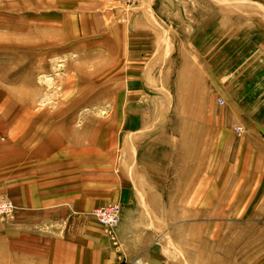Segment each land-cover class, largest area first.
Wrapping results in <instances>:
<instances>
[{"label": "rangeland", "instance_id": "1", "mask_svg": "<svg viewBox=\"0 0 264 264\" xmlns=\"http://www.w3.org/2000/svg\"><path fill=\"white\" fill-rule=\"evenodd\" d=\"M83 1L0 0V264H264V0ZM86 148L138 176L133 212L40 190Z\"/></svg>", "mask_w": 264, "mask_h": 264}, {"label": "crops", "instance_id": "2", "mask_svg": "<svg viewBox=\"0 0 264 264\" xmlns=\"http://www.w3.org/2000/svg\"><path fill=\"white\" fill-rule=\"evenodd\" d=\"M74 1H76V4L84 3L83 0H74ZM143 2L144 0L141 1V3ZM141 15L146 16L148 18L151 17V13L149 12L148 9H146V12L142 10ZM140 29H143V28L140 26ZM89 129L90 128H87V132L91 131V129L90 130ZM133 130L135 132H138L139 128H133ZM127 138L128 137L126 136V140H124L125 142L123 145V150L126 154V160H124L123 164L121 163L122 166H124L123 170H126V171H127V166L129 165V163H131V159L133 160V162L138 163V156H139L138 153H139V150L141 148V143H142V142H138L136 144L135 158H133L132 156H130L131 155L130 150L132 149V146H130V143L127 141ZM86 139H87L86 143H88L92 141V136L86 137ZM80 153L85 154V155L94 154L98 156L99 160H96V161L94 160V162H92L91 160H88L86 158L85 159L86 161L82 160L80 162L82 163V165L78 167L77 171L72 170L70 172L72 176L76 175L81 178L80 184L78 186L74 185L72 181H67L66 184L62 183L63 176L60 173L62 170H60L58 166H55V169L53 171L54 177L56 178L54 180V184L53 185L40 184V190H43V189L46 190V188L61 190L64 186H67V185L69 188H77V187L82 188L85 191V196L87 200L89 201L88 206H86L85 209H89L90 206L91 207L96 206L99 208V207L106 206L111 203H115V204H119L120 206H122L124 212H130V211L133 212L132 206H134L135 203L140 205L141 202L139 198L136 196L137 183L135 181L138 180V176H136V174L133 176L135 180L133 182H132V179H130L129 174L127 173L125 174L123 173L122 177L120 176L117 177L116 174L114 175L113 173L114 165H112V162L105 160V158L107 160L110 159L109 153L106 150H102V149L96 150L94 148L93 149L86 148V150H83ZM69 154L75 155L76 152L71 151L69 152ZM136 170L138 171V169L135 167L134 171ZM28 189L30 190V188L24 187V193H26ZM60 193L61 191H58L56 193L47 192L45 193V196H42L43 194L39 193L38 198L33 199V202L30 201L29 204H27L26 196H24L23 202L25 205L28 206V211L36 210L41 207L46 208L47 206L49 207L56 206V207L64 208L65 205H63V195ZM33 195L36 196V194L34 193ZM152 197H154L155 200L156 199L159 200L161 199L162 196L160 195L159 192L155 191V192H152ZM76 209L71 207L70 210L77 211Z\"/></svg>", "mask_w": 264, "mask_h": 264}, {"label": "built area", "instance_id": "3", "mask_svg": "<svg viewBox=\"0 0 264 264\" xmlns=\"http://www.w3.org/2000/svg\"><path fill=\"white\" fill-rule=\"evenodd\" d=\"M127 5L135 2L136 0H122ZM224 103V102H223ZM0 210H3V206L0 205ZM95 216L106 226L109 230H114L120 224L121 210L118 206H111L95 212Z\"/></svg>", "mask_w": 264, "mask_h": 264}]
</instances>
